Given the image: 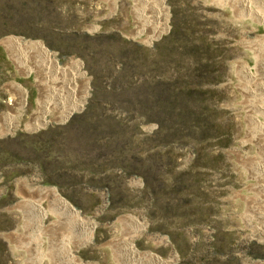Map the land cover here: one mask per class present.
<instances>
[{
	"label": "rangeland",
	"instance_id": "obj_1",
	"mask_svg": "<svg viewBox=\"0 0 264 264\" xmlns=\"http://www.w3.org/2000/svg\"><path fill=\"white\" fill-rule=\"evenodd\" d=\"M237 1L116 0L109 11L87 0H0V264L264 262V125L255 121H264V24ZM6 38L40 45L61 71L29 62L34 53L21 61ZM30 66L32 87L18 77ZM243 67L257 68L255 78ZM44 70L64 106L76 97L78 106L64 124L29 129L22 117L6 133L2 117L24 88L27 110L45 94ZM37 186L93 222L91 241L75 218L53 209L41 219L22 200L52 208Z\"/></svg>",
	"mask_w": 264,
	"mask_h": 264
},
{
	"label": "bare ground",
	"instance_id": "obj_2",
	"mask_svg": "<svg viewBox=\"0 0 264 264\" xmlns=\"http://www.w3.org/2000/svg\"><path fill=\"white\" fill-rule=\"evenodd\" d=\"M236 1V0H235ZM239 1V0H238ZM238 1H237V3H238ZM240 2H241V6H242V10H243V8L245 9L244 11H245V13L246 14H251V16H253V15H255V17L261 22V23H263L264 24V0H240ZM233 3V2H232ZM235 3V2H234ZM233 3V4H234ZM113 5H114V7H115V0H113ZM234 7H236L235 5H233ZM233 6H232V8H233ZM239 6H240V4H239ZM262 7V8H261ZM236 9H238V7L236 8ZM241 10V9H240ZM234 11V10H233ZM238 11V10H237ZM239 12V11H238ZM237 13V12H236ZM240 14V13H239ZM242 14V13H241ZM240 14V15H241ZM245 16V15H244ZM250 16V15H249ZM241 17H242V15H241ZM245 18V17H244ZM255 19V18H254ZM254 19H252V20H254ZM247 21V20H246ZM245 21V22H246ZM258 22V21H257ZM258 26V25H257ZM260 26H261V24H260ZM255 27V26H254ZM94 30L95 29H97V27H94L93 28ZM153 31H152V33H151V35H150V38H152L153 36H156L159 32H161L162 31V23L161 22H155V26L153 27ZM262 30H264V29H262ZM260 37V36H259ZM262 37V36H261ZM149 38V39H150ZM258 38V37H257ZM256 38V39H257ZM263 38V37H262ZM260 40V39H259ZM258 40V41H259ZM147 41H149L150 42V40H147ZM264 41V40H263ZM260 42V41H259ZM250 43V42H249ZM252 43V42H251ZM258 43V42H257ZM2 44H4V46H6V45H8V46H10V47H13L15 50V52H17L16 54H17V57H19V58H21L20 60L21 61H25L26 60V55L24 56V54L25 53H34L35 54V56L36 57H34V59L35 60H37V61H40V63H42V62H45L47 65L49 64L50 66L49 67H51L52 68V70H55V71H61L60 70V68H58L56 65H55V58H53L52 57V55L53 54H51V53H49V52H46L40 45H38V44H35V43H33V42H31V41H29V40H25V41H22V39L21 38H6V39H4L3 41H2ZM8 48V47H7ZM7 48L5 47V49L7 50ZM13 48L11 49L10 48V50H13ZM263 48V47H262ZM13 51V52H14ZM14 52V53H15ZM259 52V51H258ZM257 52V53H258ZM264 54V53H263ZM256 55V54H255ZM258 58V57H257ZM259 62V61H258ZM45 63H43V64H45ZM257 64V63H256ZM259 64V63H258ZM262 64V66H261V75H262V77L264 78V62L263 63H261ZM70 69L71 68H76V63L75 62H72V61H70ZM260 65V64H259ZM258 67V66H257ZM242 68V67H241ZM247 69H248V67H247ZM250 69V68H249ZM255 69V68H254ZM73 70V69H72ZM71 70V71H72ZM76 70V69H75ZM255 70H257V68L255 69ZM255 70H254V72H255ZM63 72V71H62ZM61 72V73H62ZM243 72L244 73H247V75L249 76V77H254L255 78V75L252 73V72H250V71H248V70H246V67H243ZM242 72V73H243ZM258 72V71H257ZM78 73V72H77ZM259 73V72H258ZM257 73V74H258ZM61 75V74H60ZM71 77L73 76L74 78H76V77H82V75L81 74H79L78 76L76 75V76H74L72 73L71 74H69ZM247 76V77H248ZM257 76H259L260 77V75H257ZM248 77V78H249ZM261 77V78H262ZM79 78V79H80ZM259 80V79H258ZM261 80V79H260ZM256 81V80H255ZM83 85H84V87H83V90H82V93L84 92V90H85V85H86V83L84 82L83 83ZM255 85V84H254ZM263 85V84H262ZM249 86V85H248ZM259 86V85H258ZM78 87V86H77ZM255 87V86H254ZM248 88V87H247ZM261 89V88H260ZM259 92V91H258ZM261 92H262V95H263V93H264V88H263V90H261ZM260 93V92H259ZM264 96V95H263ZM262 96V97H263ZM23 97V96H22ZM261 97V98H262ZM71 99V98H70ZM73 99V98H72ZM255 99V98H254ZM68 100V99H67ZM261 100V99H260ZM22 101L23 100H21V103H22ZM59 101V102H58ZM57 101V108H58V104L60 105L61 104V109H62V111H61V114H60V118H58V119H56L57 120V122H59V121H61L62 120V118L64 117V115H65V113L68 111V110H71V109H74V108H76L77 106H78V104H79V99L76 97V98H74L73 99V101H71V100H69V101H67V106H64V99H62V100H58ZM20 103V104H21ZM66 103V102H65ZM8 104H12V101H11V99H9V101H8ZM45 105V104H44ZM251 107V106H250ZM43 109H50L47 105H45V106H43L42 107ZM258 108V107H257ZM60 109V108H59ZM261 109H262V111L263 112H261V113H263L262 115H264V107H261ZM246 110V109H245ZM254 111H255V109H254ZM259 112H260V110H259ZM56 113V112H55ZM57 114V113H56ZM247 114V113H246ZM259 114V113H258ZM58 116V115H57ZM251 116V115H250ZM257 116V115H256ZM260 116H261V114H260ZM259 116V117H260ZM259 117H258V119H259ZM11 118V117H10ZM9 118V119H10ZM257 118V117H256ZM250 119V118H249ZM251 119H253V118H251ZM258 119H255V121H257V123H258V121H259V123L260 124H262V125H264V121L263 122H261L260 120H261V118H260V120H258ZM263 119V118H262ZM14 120V119H13ZM248 120V119H247ZM16 121V120H15ZM248 122H249V120H248ZM38 123H40V118H39V120H37V121H35V123L33 124V125H30V128L29 129H31V128H33L34 126H36ZM255 123V122H254ZM9 124V123H8ZM247 124V123H246ZM251 125L253 124V122L252 123H250ZM2 126V125H1ZM18 125H5L4 127H6L7 129H13V128H16ZM247 126V125H246ZM250 126V125H249ZM27 127H29V126H27ZM26 127V128H27ZM263 128H264V126H263ZM245 129H246V127H245ZM251 130V129H250ZM7 131V130H6ZM259 131V130H258ZM252 132V131H251ZM256 132V131H255ZM260 132H262V131H260ZM263 133H264V131H263ZM262 133V134H263ZM247 134V133H246ZM252 134V133H251ZM249 136V135H248ZM264 136V135H263ZM261 137V136H260ZM261 138H263V137H261ZM264 140V139H263ZM258 141V140H257ZM261 141V140H260ZM259 142V141H258ZM256 146V145H255ZM264 148V147H263ZM254 149V148H253ZM256 149H258V148H256ZM259 149H260V146H259ZM257 151V150H256ZM263 151V150H262ZM261 152V151H260ZM259 152V153H260ZM261 154H263V153H261ZM260 155V154H259ZM247 156H250V155H247ZM261 156V155H260ZM263 156V155H262ZM260 158V157H259ZM246 163V162H245ZM258 163V162H257ZM264 163V162H263ZM260 164V163H259ZM262 167V166H261ZM253 168V167H252ZM259 168V167H258ZM262 170H263V168H262ZM260 171H261V169H260ZM259 171V172H260ZM264 173V172H263ZM254 179V178H253ZM264 179V178H263ZM261 180V179H260ZM258 182H262V181H259L258 180ZM263 183V182H262ZM263 185V184H262ZM264 186V185H263ZM262 186V187H263ZM27 187V186H26ZM257 188H258V185L256 186ZM32 188V190H34V191H36L37 192V194H39L41 197L40 198H42V200H45V199H49V203H50V205H52L53 207L52 208H45L42 204H41V200H32V199H29V198H23L22 200L23 201H25L26 203H28V204H30V206L32 207V209L35 211V213L37 212V214L39 215V216H41V219H44L46 216H47V214H49V213H52V214H54L55 215V213L53 212V209L54 210H56V211H58V212H62V213H64V214H66V216L68 215V216H70V217H72V218H75V222L78 224V228H80V230H83L84 231V233H85V242H88L91 238H92V234H93V230H94V224H93V222H91V221H89L88 220V218H87V220L85 219V218H83V217H80V215H79V213H78V211L77 210H75L70 204H68L64 199H62L60 196H59V194H58V192L56 191V189L55 188H53V187H42V186H37V187H30V189ZM262 190V189H261ZM18 193V192H17ZM256 203V202H255ZM25 204V203H24ZM27 205V204H26ZM49 207H51V206H49ZM24 208H27V207H24ZM30 208V207H29ZM25 211H26V209H24ZM31 210V209H30ZM256 212V211H255ZM264 212V211H263ZM32 213V212H31ZM34 215V214H33ZM65 216V217H66ZM261 217V216H260ZM34 218H36L35 216H34ZM40 218V217H39ZM132 218V217H131ZM70 219V218H69ZM132 220V219H131ZM61 221V220H60ZM65 221V220H64ZM72 221V220H71ZM133 221L135 222V224L137 225V226H141V227H143V225H141V224H139L135 219H133ZM70 222V221H69ZM65 224V223H64ZM73 224H75V223H73ZM132 225V224H131ZM59 226H60V223H59ZM72 226V225H71ZM40 227H42L41 226V224H38L37 225V229L39 228V231L41 232V229H40ZM44 228V227H43ZM63 228V227H62ZM74 228V227H73ZM140 228V227H139ZM36 229V230H37ZM67 229V228H66ZM71 230H72V228H71ZM39 231H36V232H39ZM45 231V230H44ZM67 231V230H66ZM70 231V230H69ZM76 231V230H75ZM74 231V232H75ZM71 232V231H70ZM43 234V233H42ZM44 235V234H43ZM66 235H67V233H66ZM74 235V234H73ZM69 236V235H68ZM76 236V235H75ZM41 237V236H40ZM73 237V236H72ZM256 237H258L259 239H262V240H264V230H262L261 231V236H259V235H256ZM70 238V237H69ZM74 239H75V237H73ZM81 239H84V238H81ZM70 240H73V239H69V241ZM91 241V240H90ZM75 242V241H74ZM67 243V242H66ZM78 243V242H77ZM73 244V243H72ZM81 244V243H80ZM82 244H83V242H82ZM78 245H79V243H78ZM128 245H131V246H129L128 248H129V250L132 252V254L133 255H137L136 254V252H135V250H134V247H132V243L130 244V242H129V244ZM80 246V245H79ZM63 250V249H62ZM64 250H66L65 251V253L67 252H69V254L67 255V257H69V258H71V257H73V255L70 253V250H71V248H70V246L69 245H66L65 246V249ZM62 252V251H61ZM73 253V252H72ZM146 253H144V255H145ZM62 255V254H61ZM50 256V255H49ZM54 256H56V255H54ZM60 256V255H59ZM64 256V255H63ZM138 256V255H137ZM44 257V256H43ZM133 257V256H132ZM145 257H150L151 258V255L150 254H146L145 256H144V258ZM50 258H51V256H50ZM49 258V259H50ZM75 258V257H74ZM52 259V258H51ZM159 259V258H158ZM75 261V260H74ZM163 260H161V264H168V263H166V262H162ZM42 262V261H41ZM157 263V262H156ZM261 264H264V262H262Z\"/></svg>",
	"mask_w": 264,
	"mask_h": 264
},
{
	"label": "crops",
	"instance_id": "obj_3",
	"mask_svg": "<svg viewBox=\"0 0 264 264\" xmlns=\"http://www.w3.org/2000/svg\"><path fill=\"white\" fill-rule=\"evenodd\" d=\"M78 1H80V0H78ZM87 1H88V3H90V5L92 4L93 1H95V5L99 6V7L96 8V10H98V9L101 10L100 7H102L104 9H108L110 11V10H112V6H114L112 0H87ZM115 3H116V0H115ZM78 5L79 4H77V7H78ZM90 5H89V8L91 7ZM77 13H79L78 10H77ZM131 15L134 17L135 14H131ZM29 62H35L37 65L39 64V62L37 60H35V59H33L32 61L29 60ZM30 65H31V63H30ZM44 73H45L44 78H47V81L45 80V83H44V85L46 86L45 94L44 93L42 94V93L38 92L37 95L33 98V101H31L32 104L30 103L31 105H30L29 109L27 110V109L24 108V105H26V102H27L28 91H27V89H25L23 87L24 90L26 91V93L24 92V96L25 97L23 98L22 103H21V101H19V103H17V105H15V108H12V109L8 108V111L5 112L7 116H4V118L2 117V123H3L4 126L5 125H18L19 126V125H21L20 120H22V117H25L24 120H23V125L25 127L33 125L35 123V121L39 120V118L43 119L45 124L49 123L48 125L64 124V123L57 122V120H56V119L60 118V114H61V111H62L61 104L60 105L58 104V108H57V105H56L57 104V99H58L57 95L59 94V89H61V88L53 87V83L54 82H51V76H52L53 79L57 78V77H55L52 73H50V71H47V70H44ZM18 77L19 78H29V77H31L32 81H30L28 83L29 86H31V87L34 85V83L39 82L38 81L39 72L38 71H34L31 68V66H30L29 70H25V73L20 74V75L18 74ZM58 77H60V75ZM60 80H61V78H60ZM76 95L79 96L78 92L76 93ZM11 101L13 103V99L12 98H11ZM44 104L47 105L50 109H43L42 106ZM10 105H12V104H9V106ZM14 109H16L17 112H14ZM76 112H78V111H75L74 113H76ZM73 114H71V116ZM10 130H12V129H7L6 133H8V131H10ZM263 252H264V245H263Z\"/></svg>",
	"mask_w": 264,
	"mask_h": 264
}]
</instances>
